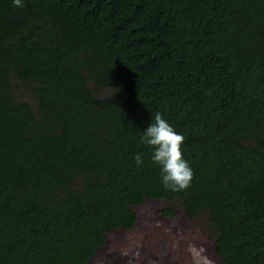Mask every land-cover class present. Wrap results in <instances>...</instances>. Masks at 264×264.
Listing matches in <instances>:
<instances>
[{
    "label": "trees",
    "instance_id": "trees-1",
    "mask_svg": "<svg viewBox=\"0 0 264 264\" xmlns=\"http://www.w3.org/2000/svg\"><path fill=\"white\" fill-rule=\"evenodd\" d=\"M22 2L0 0V264H91L147 201L264 264V0ZM157 112L185 190L142 143Z\"/></svg>",
    "mask_w": 264,
    "mask_h": 264
},
{
    "label": "rangeland",
    "instance_id": "rangeland-1",
    "mask_svg": "<svg viewBox=\"0 0 264 264\" xmlns=\"http://www.w3.org/2000/svg\"><path fill=\"white\" fill-rule=\"evenodd\" d=\"M168 205L147 201L137 207L136 228L110 234L107 248L91 264H113L115 255L124 257L125 264H222L211 249L206 216L191 219L175 203L178 216L168 218L161 214Z\"/></svg>",
    "mask_w": 264,
    "mask_h": 264
},
{
    "label": "clouds",
    "instance_id": "clouds-1",
    "mask_svg": "<svg viewBox=\"0 0 264 264\" xmlns=\"http://www.w3.org/2000/svg\"><path fill=\"white\" fill-rule=\"evenodd\" d=\"M14 7L23 8L22 0H13ZM142 143L152 149V161L160 167L161 182L166 190L178 192L187 189L193 178V171L188 161L183 158L181 146L183 135L157 112L142 134ZM137 165L142 164V157L136 155Z\"/></svg>",
    "mask_w": 264,
    "mask_h": 264
}]
</instances>
